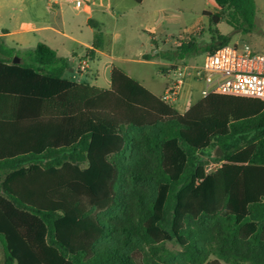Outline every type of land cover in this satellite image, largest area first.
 <instances>
[{"label": "trees", "instance_id": "16d2710c", "mask_svg": "<svg viewBox=\"0 0 264 264\" xmlns=\"http://www.w3.org/2000/svg\"><path fill=\"white\" fill-rule=\"evenodd\" d=\"M215 2L211 25L251 32L255 0ZM210 32L160 56L228 44ZM66 67L45 44L0 49L3 264H264L263 101L215 94L182 115L119 67L108 90Z\"/></svg>", "mask_w": 264, "mask_h": 264}, {"label": "crops", "instance_id": "0c3cea01", "mask_svg": "<svg viewBox=\"0 0 264 264\" xmlns=\"http://www.w3.org/2000/svg\"><path fill=\"white\" fill-rule=\"evenodd\" d=\"M82 1L83 4L78 6L76 0H0V49L4 46L24 54L35 50L39 44H45L57 53L59 60L65 62L67 67L63 74L64 79L108 90L111 88V73L116 66L113 64L115 59L112 54L113 42H110L107 30L116 26V24H112V19H115V23H117L118 18L120 20L125 18L127 20L123 24L124 29L143 30L150 35V46L153 53L151 59L144 61L159 66L162 74V70L166 71L163 75L168 82V70L178 60H164L160 53L178 49L174 47L175 33L178 30H180L179 33H185L198 28L202 29L193 40L203 36L206 43L211 42L210 30L213 27L209 17L204 13L219 12L217 4H215L212 10L204 9L201 13L203 18L207 19L208 24H204L203 18L199 15L200 12L196 14L197 18L192 24H181V17H178L174 22L165 13L164 8L157 7L160 4H157L155 0H144L140 5L149 3L154 7L149 14L151 21L148 24H140L136 21V24L134 16L128 11L123 16L115 15L114 10L123 8L124 3L127 4L128 10L135 11L134 5L130 4L128 0ZM124 45L131 49L128 40ZM140 54L147 57L146 53L141 52ZM86 56L92 60L91 72L82 74L79 71L80 62ZM121 61L128 66L132 62L127 58ZM119 68L154 93L148 79L136 77L137 75L131 68H128L130 71L126 67ZM166 86L167 83L165 88ZM203 88L202 83L188 80L184 95L176 109L177 112L183 115L201 101ZM196 93L200 94L198 99L195 98ZM3 259L4 250L0 241V264H3Z\"/></svg>", "mask_w": 264, "mask_h": 264}, {"label": "rangeland", "instance_id": "374dc122", "mask_svg": "<svg viewBox=\"0 0 264 264\" xmlns=\"http://www.w3.org/2000/svg\"><path fill=\"white\" fill-rule=\"evenodd\" d=\"M128 1L130 2V4L134 5L135 11L131 12V10H128L127 4L124 3L123 8L114 10L115 15L123 16L126 11H128V13H132L131 15L134 16L133 19L135 20L136 24L137 22H139L140 24L150 23L151 20L149 14H151V11L154 9V7L149 3L140 5L133 2L132 0ZM255 1L257 4L258 12L256 14L254 27L252 28L250 33L244 34L240 31L234 30V28L226 21L221 22L217 27L215 25H212V27L213 30L217 28L222 35L229 37V45H242L244 43H247L250 44L257 53L264 54V0ZM155 2L157 4H160V6H157L158 8L165 9V13L170 17L171 20H174V22L178 19V17H181V24H192L197 18L196 14L199 12L200 17L203 18V15L201 14L202 11L204 9L212 10V8L216 4L215 0H155ZM126 20L127 19L125 18H123L122 20L118 18V22L115 23V19H112V24H116V26H112L107 30L109 40L110 42H113L112 54L115 57V59L113 60V64L116 67H126V69L131 68L137 75L136 77L148 79L152 84L151 89L154 91L153 94L159 97L163 94L165 85L167 83V78L161 73L159 66H155L147 61H144L151 59L153 53V49L150 46V35L146 34L143 30L133 31L129 28L124 29L123 24L126 23ZM203 20L204 24H208L207 19L203 18ZM178 31L175 33V39L184 34L183 32L179 33ZM203 38L204 37L202 36L198 39H195V42L205 44L206 41ZM126 40L130 42L131 49L127 48V46L124 45ZM141 52L146 53L147 57H143L140 54ZM204 57V54L187 55L180 61L187 65L195 63L202 64L204 61ZM124 58L132 60L129 66L122 63L121 60ZM128 71L130 70L128 69ZM199 97L200 94L196 93L195 98L198 99ZM220 154L221 151L219 148L214 149L211 153L208 154V156H212L210 158V160L212 161L210 162H214L213 159L218 157ZM214 171L215 170L213 169L210 172ZM168 248L171 250H179V247L173 243L168 244Z\"/></svg>", "mask_w": 264, "mask_h": 264}, {"label": "built area", "instance_id": "2783aa9c", "mask_svg": "<svg viewBox=\"0 0 264 264\" xmlns=\"http://www.w3.org/2000/svg\"><path fill=\"white\" fill-rule=\"evenodd\" d=\"M81 6L82 0H76ZM202 29L185 32L175 39L174 47L179 48L197 36ZM91 58L86 56L80 62L79 71L82 74L91 72ZM188 80L204 85L202 98L211 95H227L236 97L255 98L264 102V54L257 53L247 43L242 45H223L214 51L207 52L202 64L187 65L180 60L168 70V82L162 102L175 109L179 107ZM223 162H211L206 173L217 171ZM214 171V172H215Z\"/></svg>", "mask_w": 264, "mask_h": 264}, {"label": "water", "instance_id": "95a60500", "mask_svg": "<svg viewBox=\"0 0 264 264\" xmlns=\"http://www.w3.org/2000/svg\"><path fill=\"white\" fill-rule=\"evenodd\" d=\"M23 63V58L20 56H15L13 59V64H22Z\"/></svg>", "mask_w": 264, "mask_h": 264}]
</instances>
